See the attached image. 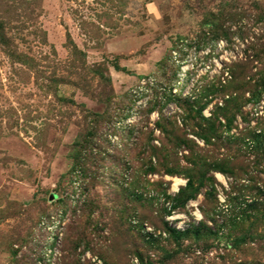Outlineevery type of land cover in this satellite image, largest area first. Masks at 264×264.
Listing matches in <instances>:
<instances>
[{"label":"rangeland","instance_id":"obj_1","mask_svg":"<svg viewBox=\"0 0 264 264\" xmlns=\"http://www.w3.org/2000/svg\"><path fill=\"white\" fill-rule=\"evenodd\" d=\"M0 264H264V0H0Z\"/></svg>","mask_w":264,"mask_h":264},{"label":"bare ground","instance_id":"obj_2","mask_svg":"<svg viewBox=\"0 0 264 264\" xmlns=\"http://www.w3.org/2000/svg\"><path fill=\"white\" fill-rule=\"evenodd\" d=\"M179 183L178 180H175L174 184H173V188H175L177 186V184Z\"/></svg>","mask_w":264,"mask_h":264},{"label":"trees","instance_id":"obj_3","mask_svg":"<svg viewBox=\"0 0 264 264\" xmlns=\"http://www.w3.org/2000/svg\"><path fill=\"white\" fill-rule=\"evenodd\" d=\"M173 233H174L176 236H178V237H179L180 235H182L181 233H176V232H174V231H173Z\"/></svg>","mask_w":264,"mask_h":264},{"label":"built area","instance_id":"obj_4","mask_svg":"<svg viewBox=\"0 0 264 264\" xmlns=\"http://www.w3.org/2000/svg\"><path fill=\"white\" fill-rule=\"evenodd\" d=\"M140 89H141V87L138 88V90H140ZM135 92H136V91H135Z\"/></svg>","mask_w":264,"mask_h":264}]
</instances>
